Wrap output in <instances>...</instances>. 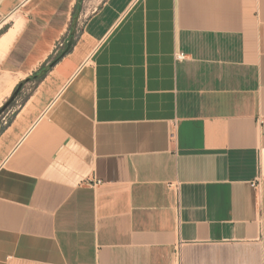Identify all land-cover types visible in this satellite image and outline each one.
<instances>
[{"label":"crops","instance_id":"crops-1","mask_svg":"<svg viewBox=\"0 0 264 264\" xmlns=\"http://www.w3.org/2000/svg\"><path fill=\"white\" fill-rule=\"evenodd\" d=\"M263 117L264 0H0V264H264Z\"/></svg>","mask_w":264,"mask_h":264},{"label":"built area","instance_id":"built-area-1","mask_svg":"<svg viewBox=\"0 0 264 264\" xmlns=\"http://www.w3.org/2000/svg\"><path fill=\"white\" fill-rule=\"evenodd\" d=\"M63 45H64V43H62V42L59 43V46H63ZM174 57L176 60H183V59H185L186 55L183 52H175ZM257 123L259 126H264V117L258 119Z\"/></svg>","mask_w":264,"mask_h":264},{"label":"water","instance_id":"water-1","mask_svg":"<svg viewBox=\"0 0 264 264\" xmlns=\"http://www.w3.org/2000/svg\"><path fill=\"white\" fill-rule=\"evenodd\" d=\"M72 43V39L68 41L67 46H70Z\"/></svg>","mask_w":264,"mask_h":264},{"label":"bare ground","instance_id":"bare-ground-1","mask_svg":"<svg viewBox=\"0 0 264 264\" xmlns=\"http://www.w3.org/2000/svg\"><path fill=\"white\" fill-rule=\"evenodd\" d=\"M16 28V27H15ZM15 32V31H14ZM5 47V46H4Z\"/></svg>","mask_w":264,"mask_h":264},{"label":"rangeland","instance_id":"rangeland-1","mask_svg":"<svg viewBox=\"0 0 264 264\" xmlns=\"http://www.w3.org/2000/svg\"><path fill=\"white\" fill-rule=\"evenodd\" d=\"M86 1H89V0H86Z\"/></svg>","mask_w":264,"mask_h":264}]
</instances>
